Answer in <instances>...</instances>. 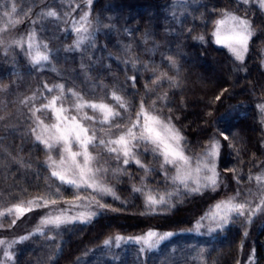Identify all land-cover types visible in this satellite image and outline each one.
<instances>
[{"label": "rangeland", "instance_id": "rangeland-1", "mask_svg": "<svg viewBox=\"0 0 264 264\" xmlns=\"http://www.w3.org/2000/svg\"><path fill=\"white\" fill-rule=\"evenodd\" d=\"M96 1L91 0V4H89L88 0H0V82L2 74L10 71L32 74L31 80H28L30 89L26 88L27 79L23 77L20 80L15 77L16 80L12 83L0 84V240L5 242L4 245H0V264H51L61 252L64 235L74 225L83 223L77 222L54 228L52 225L42 226V219L49 213L57 215L61 211H65L67 215H74L78 211L85 210L89 206V201H92L90 207L93 209H95L97 200L106 205V200L116 195V189L121 179L130 177V174L124 169L134 162L130 160L128 165H123L120 161L108 159L103 146L94 149L89 145V152L95 157V160H105L104 167L107 168V174L104 183L111 189V192L101 195L91 189L85 191L82 187L79 192L84 199L77 200L74 195L76 190L63 185L60 193L62 198L52 197L57 200L55 204H49L46 207L33 205L31 211H16L17 205L27 209L29 201L41 203V198H48L49 186L54 191L56 185L59 184L55 177H51V169L46 164L49 150L35 139V133L32 132V128L35 126L34 119L42 120L44 125L55 123L54 115L51 111L44 110L42 105L58 93L55 89L49 93L43 85L47 84L49 87L56 84L64 85V98L57 102V106L63 103L70 114H76L77 119L89 127L90 132L93 127L96 128L97 140L108 138L109 126L99 123L102 118L99 112L93 113L91 109L84 108L81 113H75L72 107L73 97L69 89L78 92L85 100L98 98L96 102L109 104L114 108V111L120 112L121 117L131 116L134 119L127 99V84L131 80L132 68L130 67L129 48L126 40L131 35L132 29L116 12L108 11L105 14L96 12V8L94 9ZM237 1L248 7L255 6L264 12V7L260 6L259 0H249L248 3H243V0ZM187 3L188 0H177V2L175 0V5L168 15V19L166 18V25L181 20L182 12L188 7ZM13 4L17 9L14 14L10 11ZM49 10L56 11L57 17L45 15ZM4 11H8L12 19L17 22L10 23L9 18L3 15ZM86 13L87 23L83 27L87 28V33L80 34L76 31V27L80 26L78 22ZM225 13L247 19L251 25V37L242 60H238L229 48L218 44L231 53L236 67L243 68L250 40L254 35V28L251 19L246 15H240L234 11H225ZM33 31L36 34V43L41 46L47 45L49 60L43 62L42 65H33L30 62L27 43L22 47L15 43L20 39L26 40ZM213 37L216 42L214 35ZM78 39L81 40L80 46L73 48ZM146 42L147 53L151 57H160L163 42L159 41L155 44L152 36H147ZM41 50L43 51L42 47ZM262 64L264 68V49ZM167 80H170V87L160 88L157 91L156 88L161 83V78L158 77L155 84L148 88L147 92L151 98L147 100L148 106L145 109L158 115L165 123L174 126L166 113L165 100L167 92L172 85H175V81L168 76ZM113 92L122 98L126 105L125 109L116 106V101L111 98ZM261 106H264V103ZM33 109H40L35 112V117L32 114ZM85 113L94 117V120L82 119ZM262 114L264 120V111ZM117 131L119 129H111L113 134ZM180 135L182 136L181 133ZM214 141L219 142L217 155L210 162V166L214 165L216 173L215 186H203L205 184L204 177L211 173L202 169L199 173L201 182L199 191H181L179 195L173 194L170 198V205H172L182 197H190L193 194L209 192V190L216 191V199L203 218L186 230L158 231L150 229L138 236H126V239L118 242L112 238L113 243L109 246L104 244V248L102 247L96 254L98 261L103 259L102 264H105L106 261L117 264V261L124 258L125 254L130 253L137 257L138 263L141 264H149L151 260H157L160 264H173L169 254L172 256L181 254L185 260H191L195 264H204L206 239L215 235L216 231L221 228L212 219V215L223 216L225 213L223 208L216 209L217 204L229 200L233 204H245L242 209L243 215H239L235 211L229 212L227 222L234 218L233 216H240L247 224L264 219V162L261 170L254 174L250 182L243 187L237 189L233 185L229 187L227 182L225 186V177L221 176L219 170L221 154L219 138H215L207 149L212 146ZM207 149L203 154L193 157L184 147L185 154L192 157L194 161L204 157ZM73 150H77L75 144H73ZM59 151V147L51 150L53 159H59ZM136 151L142 153L138 156V159L142 160V164L146 165L147 160L157 164L164 173L162 177L170 179L176 174V169L172 165L161 167V157H155L151 152H143L139 148ZM78 159L82 160V157ZM117 168L119 171H115ZM189 184L191 187H196L191 180H189ZM154 187H157V184ZM175 187L170 181L169 184L161 185V191L155 189L150 191L157 196L163 194L165 199L169 200L167 194L174 193ZM175 198L176 200H174ZM70 205H82L85 208L71 207ZM159 206L165 207L168 204L154 207L161 208ZM102 211L103 209L97 210V215ZM149 231L156 233V236L153 237L154 246L152 248L145 247L144 250H141L140 243L127 239L145 236ZM165 243H168L167 250L162 249ZM251 251H245L242 264H252L253 253ZM6 252L11 253L13 258L8 259L5 255ZM135 263L137 264V262Z\"/></svg>", "mask_w": 264, "mask_h": 264}, {"label": "trees", "instance_id": "trees-1", "mask_svg": "<svg viewBox=\"0 0 264 264\" xmlns=\"http://www.w3.org/2000/svg\"><path fill=\"white\" fill-rule=\"evenodd\" d=\"M187 4L181 20L169 25L166 18L175 0H97L94 9L101 14L118 13L132 29L126 42L132 68L127 99L133 117L141 103L148 106L151 97L147 90L158 77L161 83L157 91L170 87L167 76L173 78L175 85L167 92L165 109L182 134L183 146L196 157L219 138L220 174L225 177V186L237 189L249 183L264 162V12L237 0H188ZM225 11L246 15L254 28L243 68L236 67L231 53L214 41L216 21ZM147 36H152L155 44L163 42L160 57L147 53ZM31 76L30 72L10 71L2 74L0 84L23 77L28 88ZM148 161L147 172L135 163L128 165L130 177L121 179L116 195L106 200L108 207L90 222L74 225L64 235L61 252L51 264H102V257L98 261L96 254L109 238L138 236L150 229L186 230L203 218L216 199L214 190L179 201L175 198L174 204L165 207H146L144 196L132 191L133 186L161 191V185L171 181L162 177L157 164ZM233 217L206 239L204 264H242L247 250H252V264H264V219L247 224L240 216ZM167 247L165 243L162 249ZM169 255L173 264H195L181 254ZM135 262L141 264L127 253L117 264Z\"/></svg>", "mask_w": 264, "mask_h": 264}, {"label": "snow or ice", "instance_id": "snow-or-ice-1", "mask_svg": "<svg viewBox=\"0 0 264 264\" xmlns=\"http://www.w3.org/2000/svg\"><path fill=\"white\" fill-rule=\"evenodd\" d=\"M249 0H243V3H248ZM260 6L264 7V0H259ZM91 4V0H88ZM11 13H16L17 9L13 4L11 6ZM3 15L9 18L10 23L15 24L17 21L12 19V16L8 11H4ZM48 17H57V12L49 10L45 13ZM79 27H76V31L80 34L87 33V28L83 27L87 23V13L81 17ZM250 23L247 19H242L230 13H225L221 19L216 21V28L213 35L216 38L217 44H222L236 56L238 60L243 59V53L247 50V43L251 37ZM202 39V37H201ZM17 46H23L27 43V51L30 62L33 65H42L43 62L49 60V54L47 52V45H38L36 43V34L31 32L26 40L20 39L15 41ZM81 40H77L73 48L80 46ZM43 48V51L41 50ZM43 87L52 93L53 89L56 90L58 95H53L47 103L42 105V108L51 113L55 117V123L51 125H44L42 120L34 119V127L32 132L35 133V139L44 145L48 149V159L46 164L51 169V177H55L59 181L54 191L49 186L48 198H41V203L35 201H29L27 209L17 205L16 211H31L33 205L36 207H46L49 204H55L57 200L52 198H62L60 196L63 185H67L74 192L77 200H82L79 189L82 187L87 191L91 189L93 192L101 195L111 192V189L106 186L104 179L107 174V168L104 167L105 160H95V157L89 152V145L94 149L103 146L104 152L107 154L108 159H115L120 161L123 165H128L130 160L137 164L141 168H145V165L141 163L138 156L142 153H138L136 149H142L143 152H151L155 157H161V167L165 165H172L176 169V174L170 177L171 182L175 185L174 193H168L169 200L165 199L163 194L159 196L153 194L145 187H133L132 191L140 193L145 198V205L148 208H153L157 205L168 204L170 205V198L173 194L179 195L181 191L193 192L199 191L201 187L199 173L201 170H206L211 175L204 177L205 184L203 186L216 184V173L214 165L210 166L212 158L217 155L219 148V142L214 141L212 146L207 149L205 156L193 160L192 157L185 154L184 147L182 145L183 137L179 131L170 123H165L158 115L148 112L143 103H141L139 111L136 113L135 118L131 116L121 117L120 112L114 111V108L104 102H96L98 98L92 100H85L78 92L69 89L71 96L73 97V109L75 113H81L82 109H91L93 113L99 112L101 119L99 123L101 125L107 124L109 126L108 138H96V128H92L91 132L89 127L85 126L80 120L77 119L76 114H70L61 103L57 106V102L64 98V85L56 84L49 87L47 84ZM111 98L116 101V106L125 109L126 105L122 98L115 92L111 93ZM40 109H33V117L35 112ZM261 110L264 111V106H261ZM82 119L94 120V117L83 114ZM119 129L114 134L111 129ZM224 139L228 137L225 135ZM73 144L77 146V150H73ZM59 147L58 153L59 159H53L51 150ZM82 157V160L78 159ZM95 160V163L93 161ZM194 165V166H193ZM115 171H119L117 168ZM126 172L127 169L125 168ZM165 175H167L165 173ZM191 180L196 187H191L189 184ZM92 201H89V206L85 208L82 205H70L71 207L85 208L76 212L74 215H67L65 211H61L57 215L49 213L41 221V225H52L54 228H59L61 225L88 223L92 217L97 215V210L105 209L107 206L95 201V209L91 208ZM245 204H233L231 200L227 202H221L216 205V209H225L223 216L217 214L212 215V219L215 220L219 227L223 228L228 220L229 212H237L239 215H243L242 209ZM12 211V209H9ZM40 229L38 228V231ZM170 235V234H169ZM156 233L149 231L145 236L127 238L134 240L136 243L142 245L144 248H152L154 246L153 237ZM24 239V238H22ZM115 241H121L126 239L122 236H116ZM113 243V239L109 238L104 241L105 246H109ZM5 242L0 240V245H4ZM8 259H12L11 253H5Z\"/></svg>", "mask_w": 264, "mask_h": 264}]
</instances>
